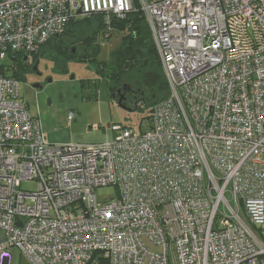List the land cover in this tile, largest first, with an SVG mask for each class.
<instances>
[{"label": "built area", "instance_id": "1", "mask_svg": "<svg viewBox=\"0 0 264 264\" xmlns=\"http://www.w3.org/2000/svg\"><path fill=\"white\" fill-rule=\"evenodd\" d=\"M133 12L170 96L141 131L48 142L8 60ZM0 230V264L10 247L27 264H264V0H0Z\"/></svg>", "mask_w": 264, "mask_h": 264}, {"label": "rangeland", "instance_id": "2", "mask_svg": "<svg viewBox=\"0 0 264 264\" xmlns=\"http://www.w3.org/2000/svg\"><path fill=\"white\" fill-rule=\"evenodd\" d=\"M95 23L97 24V19ZM111 33L110 39L100 40L97 63L70 59L59 65L48 53L41 54L38 57L39 68L43 72L41 78L46 82L48 91L45 89L40 96L29 95L26 91L27 83L31 84L33 81L32 75H26L29 77L28 82L20 80L21 100L41 122L42 132L48 142H104L117 135L112 129L115 125L141 131L149 123L147 117L150 105L147 106L143 101L138 109L124 108L119 104L118 98L111 95L106 82H98L94 66L109 62L112 51L122 43L123 33L120 30L114 29ZM31 59L36 58L31 56ZM8 63L15 64L10 60ZM48 81L50 82L47 83ZM81 83H84L83 86ZM143 90L147 92V97L153 96L152 89L143 87ZM71 111L75 113L73 120L69 119ZM37 187L36 181H26L21 185V189L25 191H35ZM115 192L112 186L97 189L101 200L113 198ZM148 246L154 248L150 243ZM10 251L12 264L28 263L18 247H10ZM171 257L174 258V255L171 254Z\"/></svg>", "mask_w": 264, "mask_h": 264}, {"label": "trees", "instance_id": "3", "mask_svg": "<svg viewBox=\"0 0 264 264\" xmlns=\"http://www.w3.org/2000/svg\"><path fill=\"white\" fill-rule=\"evenodd\" d=\"M97 19V24L95 22ZM102 16L81 17L72 21L66 31L47 41L37 52L29 54L38 60L43 53H48L59 65L70 59L97 63L98 46L111 38L103 35ZM114 29L123 33L122 43L111 53L109 62L94 66L98 82H106L114 98H118V89L129 85L131 91L124 93L123 104L127 108L138 109L140 102L150 105L148 120L152 119L154 106L170 96L162 61L152 34L150 24L143 12L130 13L126 18L115 20ZM113 29V31H114ZM25 54L13 57L14 65L3 72L19 80L25 79ZM17 65V66H16ZM97 85V84H96ZM143 87L152 89V97H147Z\"/></svg>", "mask_w": 264, "mask_h": 264}, {"label": "flooded vegetation", "instance_id": "4", "mask_svg": "<svg viewBox=\"0 0 264 264\" xmlns=\"http://www.w3.org/2000/svg\"><path fill=\"white\" fill-rule=\"evenodd\" d=\"M25 70L26 71H25V79L24 80L26 82H28V78H29V77H26V75L27 76L32 75L31 77H33L32 83L31 84L27 83L28 87L33 89L34 94H36V96H40L41 93L45 91L47 86H46V82L43 81V79L41 78L43 75V72L39 68L38 60L31 59V56H29L28 60L26 61ZM49 82L50 81H48L47 83H49ZM46 91H48V89H46ZM124 93L125 92H122V94H124ZM118 98H119V94H118Z\"/></svg>", "mask_w": 264, "mask_h": 264}, {"label": "water", "instance_id": "5", "mask_svg": "<svg viewBox=\"0 0 264 264\" xmlns=\"http://www.w3.org/2000/svg\"><path fill=\"white\" fill-rule=\"evenodd\" d=\"M28 58H29V55H25L24 56V61H27ZM72 78H74V77L72 76ZM50 81H51V79H50ZM130 90H131V87L129 85H126L125 84L120 89H118V91H117V93L119 94L118 102L124 108H127V107L123 104V101L125 99V96H124V94H122V92H125L126 93V92H128ZM129 110H131V108H129Z\"/></svg>", "mask_w": 264, "mask_h": 264}, {"label": "crops", "instance_id": "6", "mask_svg": "<svg viewBox=\"0 0 264 264\" xmlns=\"http://www.w3.org/2000/svg\"><path fill=\"white\" fill-rule=\"evenodd\" d=\"M83 84H84V83H81V86H83ZM26 91L28 92L29 95H32V96H35V97H36V94H34V91H33L32 88L28 87V89H27ZM33 94H34V95H33ZM30 112H31V114H32L34 117H36V116L32 113L31 110H30ZM36 118H37V117H36ZM66 143H69V142H66Z\"/></svg>", "mask_w": 264, "mask_h": 264}]
</instances>
